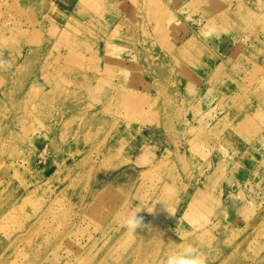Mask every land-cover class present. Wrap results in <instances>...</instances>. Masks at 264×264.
Masks as SVG:
<instances>
[{"label":"rangeland","instance_id":"374dc122","mask_svg":"<svg viewBox=\"0 0 264 264\" xmlns=\"http://www.w3.org/2000/svg\"><path fill=\"white\" fill-rule=\"evenodd\" d=\"M187 244L264 264V0H0V264Z\"/></svg>","mask_w":264,"mask_h":264},{"label":"clouds","instance_id":"9594fccd","mask_svg":"<svg viewBox=\"0 0 264 264\" xmlns=\"http://www.w3.org/2000/svg\"><path fill=\"white\" fill-rule=\"evenodd\" d=\"M124 227L135 233L136 229L147 226L143 224L142 218H137L136 213H134L127 218ZM161 242L163 241L161 240ZM163 264H205V258L196 246L187 244L169 252Z\"/></svg>","mask_w":264,"mask_h":264},{"label":"bare ground","instance_id":"6f19581e","mask_svg":"<svg viewBox=\"0 0 264 264\" xmlns=\"http://www.w3.org/2000/svg\"><path fill=\"white\" fill-rule=\"evenodd\" d=\"M81 1V0H80ZM86 5V4H85ZM253 17V16H252ZM78 24V23H77ZM83 24V23H82ZM69 25V24H68ZM74 25V24H73ZM242 122H243V120H242Z\"/></svg>","mask_w":264,"mask_h":264}]
</instances>
